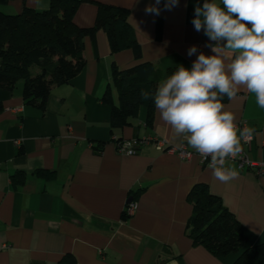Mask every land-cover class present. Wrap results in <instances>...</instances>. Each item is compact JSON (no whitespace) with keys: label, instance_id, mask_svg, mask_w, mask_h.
Wrapping results in <instances>:
<instances>
[{"label":"crops","instance_id":"0c3cea01","mask_svg":"<svg viewBox=\"0 0 264 264\" xmlns=\"http://www.w3.org/2000/svg\"><path fill=\"white\" fill-rule=\"evenodd\" d=\"M93 1L128 9L140 56L130 48L112 53L106 33L98 30L94 41L83 39V68L53 86L43 108L24 102L21 80L11 90L0 88V264H57L66 253L77 264H232L238 254L215 256L187 235L188 193L205 184L239 221L248 247L264 242V180L227 161L239 175L221 183L197 155L181 160L152 144L138 146L135 154L120 152L119 141L177 142L154 105L150 116L139 106L129 124L112 128L110 105L101 101L108 89L118 104L112 64L125 69L149 62L158 86L169 70L191 68L200 52L212 55L206 45L213 42L192 23L195 6L204 0H179L171 10L161 0L159 15L144 11L155 0ZM49 3L0 1V11H42ZM96 10L95 2L83 1L73 21L92 25ZM193 45L197 53L189 56ZM222 102L235 123L244 120L254 129L248 157L264 160V109L255 96L242 89ZM129 197L136 208L122 221Z\"/></svg>","mask_w":264,"mask_h":264},{"label":"trees","instance_id":"16d2710c","mask_svg":"<svg viewBox=\"0 0 264 264\" xmlns=\"http://www.w3.org/2000/svg\"><path fill=\"white\" fill-rule=\"evenodd\" d=\"M83 1L97 5L95 19L89 26H78L73 21L77 6ZM127 18V8L93 0H50L42 11L26 6L15 14L0 11V88L11 90L21 80L24 102L43 108L51 88L68 82L83 68V39L94 41L98 30L106 33L112 53L130 48L138 59L139 45ZM32 68L36 70L32 72ZM111 78L118 104L112 103L108 89L101 101L110 105L112 128L129 124L139 106H145L150 116L154 103L142 100L140 92H154L157 87L159 77L151 63L140 62L125 69L112 64ZM187 198L192 205L187 235L193 244L205 247L215 256L238 254L232 264H264V242L245 247L247 239L241 224L205 184L193 185ZM129 216L123 212L121 220ZM57 264L77 262L66 253Z\"/></svg>","mask_w":264,"mask_h":264},{"label":"clouds","instance_id":"9594fccd","mask_svg":"<svg viewBox=\"0 0 264 264\" xmlns=\"http://www.w3.org/2000/svg\"><path fill=\"white\" fill-rule=\"evenodd\" d=\"M160 2L146 6L145 13L159 15ZM178 3L165 0L164 7L171 10ZM194 13L195 30L213 42L206 45L212 55L200 52L191 68L179 65L154 92L141 89L140 98L152 100L178 148L186 142L203 159L210 158L214 180L229 183L239 173L226 162L241 154L242 139H250L254 129L240 130L222 100L243 89L264 109V0H204ZM196 53L195 45L187 52Z\"/></svg>","mask_w":264,"mask_h":264},{"label":"built area","instance_id":"2783aa9c","mask_svg":"<svg viewBox=\"0 0 264 264\" xmlns=\"http://www.w3.org/2000/svg\"><path fill=\"white\" fill-rule=\"evenodd\" d=\"M236 124L240 130L247 128L244 120H240L239 122H236ZM252 141H253V135L250 139L247 140L242 139L241 154L236 158H229L228 161L236 162L239 168H247L249 170H252L260 179L264 180V160H252L247 155V151L251 148ZM142 144H152L154 148L159 151L174 153L181 160H190L193 155H197L199 162L202 165L209 167L210 158L207 160L203 159L198 153L195 152V150L188 148L186 143L183 148H178L177 146H169L165 144V142L157 138L148 137L146 139L135 140L131 142L119 141L117 148L120 152H123L125 154H135L137 153L138 146ZM135 208H136V202L133 199H131L126 204L125 212L127 213V215H131L132 212L135 210Z\"/></svg>","mask_w":264,"mask_h":264},{"label":"water","instance_id":"95a60500","mask_svg":"<svg viewBox=\"0 0 264 264\" xmlns=\"http://www.w3.org/2000/svg\"><path fill=\"white\" fill-rule=\"evenodd\" d=\"M130 200H131V198L129 197V198L127 199V202H126V203H128Z\"/></svg>","mask_w":264,"mask_h":264},{"label":"rangeland","instance_id":"374dc122","mask_svg":"<svg viewBox=\"0 0 264 264\" xmlns=\"http://www.w3.org/2000/svg\"><path fill=\"white\" fill-rule=\"evenodd\" d=\"M36 69L35 68H32V72H34Z\"/></svg>","mask_w":264,"mask_h":264}]
</instances>
